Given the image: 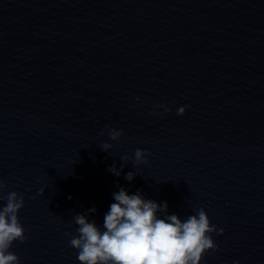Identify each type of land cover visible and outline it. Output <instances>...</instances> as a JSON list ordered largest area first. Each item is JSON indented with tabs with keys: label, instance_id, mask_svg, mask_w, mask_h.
<instances>
[{
	"label": "water",
	"instance_id": "95a60500",
	"mask_svg": "<svg viewBox=\"0 0 264 264\" xmlns=\"http://www.w3.org/2000/svg\"><path fill=\"white\" fill-rule=\"evenodd\" d=\"M119 187L182 221L204 209L223 232L202 264H264V0H181L43 111L0 154V208L24 200L10 250L80 264L74 217L102 225Z\"/></svg>",
	"mask_w": 264,
	"mask_h": 264
},
{
	"label": "clouds",
	"instance_id": "9594fccd",
	"mask_svg": "<svg viewBox=\"0 0 264 264\" xmlns=\"http://www.w3.org/2000/svg\"><path fill=\"white\" fill-rule=\"evenodd\" d=\"M136 100L139 102L140 97ZM156 107L171 111L162 104ZM187 107H179L177 115H183ZM108 134L115 141L123 135V130L109 128ZM101 147L108 151L112 145L104 143ZM149 155L151 153L137 149L135 164L147 163ZM108 171L120 175L114 165ZM134 176L133 172H128L125 179L131 182ZM112 198L114 202L105 213L102 225L86 214L74 217L78 234L71 238L70 246L77 251L80 264H202L205 253L218 248L212 234H222L223 229L213 225L202 208L182 221L176 214H167V201L148 199L141 191L129 194L124 187H119ZM22 207L23 197L18 199L13 192L6 205L0 208V264H20L18 256L10 249L14 241L27 239L17 215ZM88 212L95 213L96 209L90 208Z\"/></svg>",
	"mask_w": 264,
	"mask_h": 264
}]
</instances>
